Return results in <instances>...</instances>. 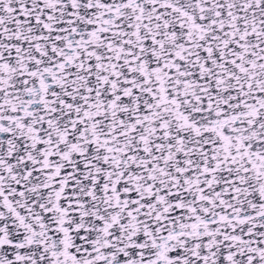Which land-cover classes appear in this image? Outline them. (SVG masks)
Returning <instances> with one entry per match:
<instances>
[{
  "label": "snow or ice",
  "instance_id": "snow-or-ice-1",
  "mask_svg": "<svg viewBox=\"0 0 264 264\" xmlns=\"http://www.w3.org/2000/svg\"><path fill=\"white\" fill-rule=\"evenodd\" d=\"M0 264H264V0H0Z\"/></svg>",
  "mask_w": 264,
  "mask_h": 264
}]
</instances>
